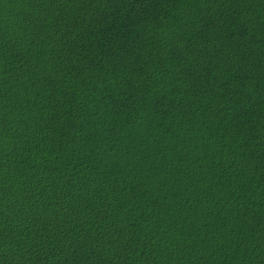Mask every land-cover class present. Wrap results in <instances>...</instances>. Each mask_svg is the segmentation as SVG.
I'll use <instances>...</instances> for the list:
<instances>
[{"label": "trees", "instance_id": "1", "mask_svg": "<svg viewBox=\"0 0 264 264\" xmlns=\"http://www.w3.org/2000/svg\"><path fill=\"white\" fill-rule=\"evenodd\" d=\"M0 264H264V0H0Z\"/></svg>", "mask_w": 264, "mask_h": 264}]
</instances>
